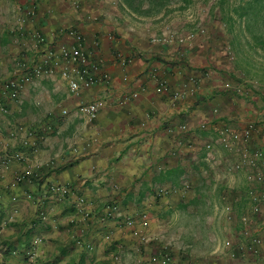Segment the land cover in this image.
Segmentation results:
<instances>
[{
	"label": "crops",
	"instance_id": "obj_1",
	"mask_svg": "<svg viewBox=\"0 0 264 264\" xmlns=\"http://www.w3.org/2000/svg\"><path fill=\"white\" fill-rule=\"evenodd\" d=\"M32 3L30 19L22 10ZM110 11L103 0H0V82L21 71V64L38 58L41 45L34 34L57 46L71 42L67 27L81 30L85 48L101 59L102 70L109 76L107 84L77 94L69 93L58 77L37 76L22 84L17 99L0 96V159L15 144L5 139L12 125L36 128L42 135L35 141L36 148H24L25 158L0 166V264H146L162 245L169 248L175 264H264V223L250 215L246 198H237L238 191L247 190L244 171L239 172L245 186H237V179L224 171L231 155L212 140L209 129L197 126L203 120H221L240 127L264 112V56H258L248 70L237 63L229 69L211 67L204 55H186L183 38H179L182 43L169 46L163 41L143 45L134 31L116 26ZM259 28L238 30L263 34L264 27ZM230 45L237 49L233 41ZM254 48L264 49L261 43L250 46ZM117 53L125 62H120ZM190 77L199 82L193 91L172 98L183 83L189 87ZM155 78L167 81V93L154 92ZM240 82L249 84L246 97L232 90ZM94 99L104 101L94 120L75 113L76 104ZM62 108L68 110L67 115H60ZM182 122L189 129L185 136L195 145L175 146L174 130L166 131ZM204 141L212 143L221 165L218 170L213 165L216 172L207 163L204 170L200 167L205 159L199 144ZM261 143L264 133L259 129L249 146ZM35 165L40 167L36 180L13 183L15 173ZM205 172L214 181L221 179L207 192L217 203L203 209L204 220L198 213L202 208L188 205L197 192L156 194L159 187H178L183 175L190 185H199L206 181ZM51 184L65 186L69 193L52 194ZM77 196L83 197L84 210L90 212L86 219L74 206ZM37 199L44 220L36 218ZM109 203H116L122 215H132L133 224L124 225L117 218L100 221ZM227 205L230 211L225 210ZM242 214L249 217L251 233L262 243L257 255L231 258L224 242L242 238ZM197 223L203 228L197 229ZM134 231H140L148 242H141ZM78 238L82 245L75 243Z\"/></svg>",
	"mask_w": 264,
	"mask_h": 264
},
{
	"label": "built area",
	"instance_id": "obj_2",
	"mask_svg": "<svg viewBox=\"0 0 264 264\" xmlns=\"http://www.w3.org/2000/svg\"><path fill=\"white\" fill-rule=\"evenodd\" d=\"M74 7H78L74 3ZM35 5L32 3L28 7H24L22 13L27 18L34 16ZM92 18V17H91ZM66 34L70 37V43H62L57 46H53L45 41V38L36 33L34 34L35 41L41 45L38 58L34 59L30 63L21 64V71L11 73L9 77L3 79L0 82V96L4 100H14L19 96V92L24 82L30 81L37 76L41 77H58L65 82L69 93L77 94L78 91L88 89L94 85H105L109 82L108 74L102 70V61L100 58L92 56L90 51L85 48L84 37L81 30L76 27H67L64 29ZM161 41L164 38L160 39ZM152 41H158L159 38H152ZM96 43L94 42V46ZM116 57L121 63L125 62V59L120 53L116 54ZM189 87L183 83L180 87V91L176 90L172 92V98L181 97L185 93H191L199 82L194 77L189 78ZM224 88L229 87L227 84L223 85ZM182 89V90H181ZM247 89L240 84H236L232 87L233 92L242 97H246ZM169 90L167 81L162 78H155L154 92L157 94L167 93ZM104 101L102 99H94L90 102L78 103L74 106V111L77 115L84 118L87 121L95 119L99 109L103 106ZM1 109V108H0ZM3 110V109H1ZM216 109H212V114L216 115ZM68 110L65 108L60 109V115H67ZM200 130H210L212 133V140L216 142L220 147L226 150L231 155V161L225 165L226 170L232 171H244V178L247 182V203L249 204L250 215L255 216L259 222L264 223V211L261 210V203H264V143L257 146H249L250 139L254 132L260 129L264 133V112L259 115L258 118L246 120L242 126L236 127L229 124L226 121H212L203 120L197 124ZM174 130L175 137L173 142L175 146L190 147L195 145L191 139L185 136L189 129L185 122L177 125L174 129L168 128L166 131L171 132ZM1 136V131H0ZM42 135L37 133V129H27L21 124H15L6 130L5 139L9 143H17L19 145L16 148L15 144L9 150L4 153L0 159V166L6 167L12 160H22L27 155L24 148L30 147L36 148V140L40 139ZM187 137V139H186ZM191 137V136H190ZM199 146L204 152V159L213 166L217 163L213 152L212 143L204 141ZM10 149V148H9ZM40 167H25L19 173H15L13 176V183L18 184L21 182H32L39 176ZM188 182L182 180L178 187L156 189L158 196H163L167 193L182 194L188 188ZM50 193H60L64 195L69 193V190L65 186H57L51 184L48 187ZM26 197L30 195L25 194ZM11 199H14L12 197ZM40 201L36 204V218L44 220L45 216L42 210H40ZM74 206L77 211L82 214L83 219L89 217L90 212L84 210V199L81 196H77L74 202ZM225 210L230 211V206H226ZM145 215L141 214L140 218L144 219ZM108 218H117L119 223L124 225H131L134 222L132 215H122L116 203H109L105 205V213L102 220ZM241 224L240 237L235 241L226 240L224 244L227 248V253L231 258L240 257L244 254L257 255L259 247L262 243V239L258 235L251 233L250 219L247 215L242 214L239 218ZM144 224V222H142ZM133 234L138 236V239L146 243L148 239L145 235H142L140 231H134ZM107 238V234L104 236ZM76 244L82 245L80 238L76 239ZM88 249L90 247H87ZM3 250L0 247V254ZM11 253H14L12 251ZM146 264H175V260L169 248L165 245L160 246L152 254L149 255Z\"/></svg>",
	"mask_w": 264,
	"mask_h": 264
},
{
	"label": "rangeland",
	"instance_id": "obj_3",
	"mask_svg": "<svg viewBox=\"0 0 264 264\" xmlns=\"http://www.w3.org/2000/svg\"><path fill=\"white\" fill-rule=\"evenodd\" d=\"M157 1L159 5L142 3L140 6H137L132 3L130 4L132 6H128L122 0H103V4L110 6L111 17L114 18L113 21L116 26L128 29L130 32L134 31L136 37L144 43L143 45L161 43L160 39L164 38L162 43L164 46H169L173 43H182L179 38H183L187 42L185 47H187L188 52L186 55L189 57L204 55L206 56V61L211 64V67L222 65V67L229 69L230 65L237 63L239 66H242V70H248L252 62L258 60V56H264V49L262 51L259 49L255 50V48L253 50L250 49V46L259 43L264 47V33L246 34L238 30H244V18L237 17L236 12L243 13L241 11H245L248 0H187L186 3H182L181 0ZM247 10L255 12L248 19L250 28L255 32V30L258 31L260 29L259 27H264V3H260L259 6H251ZM258 14H262V17ZM254 21H257L256 26ZM259 22H261L260 25ZM152 38H159V42L152 41ZM231 41L234 43V48L236 47L237 49H232L230 45ZM232 51H234L233 54H231ZM239 79L242 81L241 78ZM240 83H242L243 87L248 88L249 84ZM227 122L234 125L230 121ZM201 163L200 167L202 170L205 169V165L203 166V164L207 163L208 167H211L206 160H202ZM214 166H216L217 170L221 168L218 162ZM214 166L211 167V170L215 169ZM216 169L215 172L217 171ZM224 171L232 176V178L237 179V182L235 180L234 184L237 183V186H245L241 172L226 169ZM205 174L207 173L205 172L202 175L206 177V181H203L199 185H190L188 176L183 175L182 177V180L187 181L189 185L185 192L189 191L187 192L188 194L192 190L194 193L197 192L196 197L188 205L191 204L196 208H202L200 210L201 213L197 210L202 220L207 216L203 209L208 208V206L211 207L213 201L217 203L211 199L212 197L207 192L212 187L215 188L214 182H217V185H219L221 179L216 177L214 181L212 180L213 176ZM242 189V193L238 191L239 195L237 198L240 201L247 198V191L244 188ZM237 198L234 195V199L236 200L233 202L235 204L238 203ZM197 225V229L203 228L200 223H197Z\"/></svg>",
	"mask_w": 264,
	"mask_h": 264
},
{
	"label": "trees",
	"instance_id": "obj_4",
	"mask_svg": "<svg viewBox=\"0 0 264 264\" xmlns=\"http://www.w3.org/2000/svg\"><path fill=\"white\" fill-rule=\"evenodd\" d=\"M124 3H126L128 6H132L130 4H135L137 6H140L142 3H148V4H157L159 5L157 0H122ZM256 1V2H255ZM182 3H186L187 0H181ZM251 6H259V3L257 2V0H248L246 7H245V11H241L243 13H240L239 11L236 12L237 17H243L244 18V27H248V19L249 16L253 13V12H249L247 9H249ZM151 10V9H149ZM250 27V26H249Z\"/></svg>",
	"mask_w": 264,
	"mask_h": 264
}]
</instances>
